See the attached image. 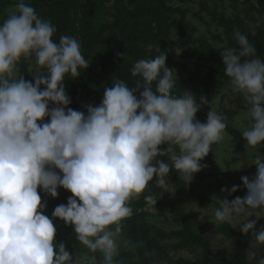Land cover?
<instances>
[{"label": "clouds", "instance_id": "9594fccd", "mask_svg": "<svg viewBox=\"0 0 264 264\" xmlns=\"http://www.w3.org/2000/svg\"><path fill=\"white\" fill-rule=\"evenodd\" d=\"M56 31L25 0H16L0 22V264H120V250L129 244L122 232L133 215L130 202L149 182L159 193L144 197L148 206L160 193H174L168 179L173 171L189 184L206 167L200 161L211 146L227 135L226 118L210 109L205 122L196 119L208 100L201 95L197 102L184 89L174 93L178 78L166 66V53L133 63L134 86L117 79L98 105L72 109L64 81L79 77L89 62L76 37L55 41ZM234 39L237 47L219 55L228 88L246 106L250 126L241 137L256 147L264 144V59L239 30ZM22 58L34 68L31 81L17 74ZM252 165L255 174L241 177L246 194L229 201L239 186L222 188L227 196L212 215L216 223L245 216L236 226L243 234L251 231L248 264H264V225L257 229L247 219L254 210L264 217V155ZM60 188L71 195L49 218L40 192L56 198ZM53 219L72 227L86 254L76 256L55 242Z\"/></svg>", "mask_w": 264, "mask_h": 264}, {"label": "trees", "instance_id": "16d2710c", "mask_svg": "<svg viewBox=\"0 0 264 264\" xmlns=\"http://www.w3.org/2000/svg\"><path fill=\"white\" fill-rule=\"evenodd\" d=\"M263 2L264 0H259L260 4ZM75 3L76 0H31L30 5L42 18L49 19L56 27L57 31L53 35V40L58 41L61 35L69 36V16L75 8ZM0 4L2 3L0 2ZM83 7L85 11L79 36L81 52L89 62V66L85 70L80 69L81 75L79 77L75 79L66 77L64 81L66 93L71 99L69 107L85 111L80 104V97L84 93L93 95L94 100L91 104L98 105L102 99L104 88L112 87V83L117 79L126 82L130 87L134 86V78L130 74V69L133 63L139 59L154 58L166 53L165 63L171 69L167 49L170 46L173 9L167 5L166 0H115V13L112 16V21L104 22L99 26L94 25L93 16L102 11V0H86ZM256 29L257 32L254 35L242 34H245L249 42L254 45L257 56L264 59V23L261 22ZM149 44L152 45L151 52L146 47ZM227 47H237L234 33L230 30L227 34L226 46L215 48L206 45L200 48L198 54L202 55L208 63L207 74L202 78L197 76L179 78L173 90L174 93L180 95L183 89L192 92L194 95L200 89L210 92L220 85L219 80L222 76L225 77L224 82L228 87L229 78L224 75V66L219 55V52ZM29 64L31 63L27 60H23L20 64V75H24L26 81L32 80L28 72ZM136 95L138 96L139 93ZM225 131L234 140L245 141L236 130L227 126ZM177 175L174 171L170 173L171 181L176 187V195L171 197L166 192L160 193V197L157 195L158 200L153 206L168 210L178 229L164 232L147 222L148 214L143 209L149 206L144 197L159 193L154 182H149L148 187L139 198L130 202L133 215L123 221L122 237L129 244L127 248L122 247L120 250V255L117 257L120 264L219 263L214 256L210 242L194 230L192 216L183 211L184 204L193 200V194L191 191L185 192V184ZM236 186H239L238 191L230 196H227V191H225L219 198L222 199L227 196L231 201L236 197H241V186ZM65 194H67L66 197L58 193V197H56L58 203L66 204L71 193L65 190ZM218 206L216 203L215 208ZM70 227V225L63 224L61 229L65 235L69 236V240L63 242L66 250L74 255L87 252L83 246L77 243L73 232L69 231ZM214 230L231 242L234 258L227 264H248L246 251L251 239L249 237L243 238L227 223L215 226ZM58 233L60 231H56V234ZM189 248H200L204 257L197 261L171 260V254Z\"/></svg>", "mask_w": 264, "mask_h": 264}, {"label": "rangeland", "instance_id": "374dc122", "mask_svg": "<svg viewBox=\"0 0 264 264\" xmlns=\"http://www.w3.org/2000/svg\"><path fill=\"white\" fill-rule=\"evenodd\" d=\"M0 2L2 3L0 4V22H2L16 0H0ZM25 2L31 4V0H25ZM85 2L86 0H76L75 8L69 16V36L76 37L79 42V30L85 11L83 7ZM114 2L115 0H102V11L93 16L94 25L99 26L104 22L112 21V16L115 13ZM166 3L173 9L170 46L167 50L173 75L175 76L176 72L178 79L189 76L202 78L207 74L208 63L202 55L198 54L202 46L210 45L215 48H222L226 46L229 30L232 33L239 30L241 33L254 35L257 32V18H261V22L264 23V2L260 4L259 0H166ZM23 60L22 58L18 64V76L20 75V64ZM33 71L32 64H29L28 72L31 79ZM224 80L225 77L222 76L218 87L213 88L210 92L200 89L194 95L197 102H199L201 95H204L208 100V104L202 106L200 111L197 112L196 119L203 123L206 121L207 112L210 109L215 110L224 115L228 127L241 134L244 128L250 126V121L245 115L246 106L240 95L233 93L230 88L226 87ZM93 100V95L84 93L80 97V104L81 106L91 104ZM166 147L167 145H162L161 149L163 150ZM263 150L264 145L262 144L249 147L246 141H236L227 133L224 140L213 144L208 155L200 161L206 167L195 173L189 184H186L182 179L185 184V192L191 191L193 194V200L184 204L183 211L185 214L192 216L194 230L210 242L214 256L219 261L218 264H227L234 257L232 256L231 242L214 230L215 226L227 222L216 223L212 210L215 209L219 196L224 194V192H221L222 188L228 190L233 186L240 185L241 198L246 194L247 190L242 185L241 177L249 176L251 178L255 174L256 166L252 165V161L256 155H264ZM160 159L167 161L166 157ZM168 179L173 184L170 176ZM175 190L176 187L173 184L171 191L174 193H166L174 197L176 195ZM58 193L64 197L67 196L62 188L58 189ZM40 195L42 202L46 201L47 205L44 214L52 218V211L60 203L57 202L56 198H52L46 193L40 192ZM143 210L148 214L147 222L150 225L164 232L178 229L171 218L170 212L163 207L149 206ZM260 215V211L254 210L252 216L247 218L248 221H256L257 229L264 225V217L257 218ZM245 218V216L237 217L227 224L243 238H251V231L248 234H243L240 232L239 226H236ZM53 223L56 231H60L55 235V242L60 243L69 240V236L61 231L62 221L53 219ZM69 231L73 232L72 227L69 228ZM123 239L126 240L124 237ZM249 248L250 245L247 250ZM86 253L80 252L76 256ZM203 257L204 253L200 248L181 250L170 256L173 261L178 259L197 261ZM97 259H100L99 254H97Z\"/></svg>", "mask_w": 264, "mask_h": 264}]
</instances>
